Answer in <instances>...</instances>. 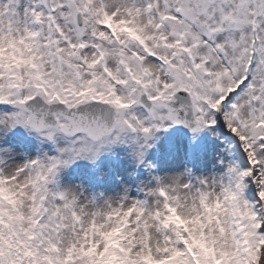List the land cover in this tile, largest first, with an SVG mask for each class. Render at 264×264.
<instances>
[{
	"label": "snow or ice",
	"instance_id": "6c2138e0",
	"mask_svg": "<svg viewBox=\"0 0 264 264\" xmlns=\"http://www.w3.org/2000/svg\"><path fill=\"white\" fill-rule=\"evenodd\" d=\"M0 264H264V0H0Z\"/></svg>",
	"mask_w": 264,
	"mask_h": 264
}]
</instances>
